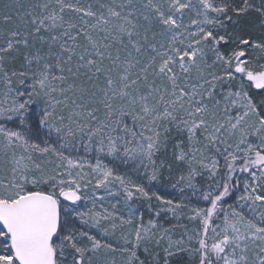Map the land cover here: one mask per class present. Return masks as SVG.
<instances>
[{
  "label": "snow or ice",
  "instance_id": "snow-or-ice-1",
  "mask_svg": "<svg viewBox=\"0 0 264 264\" xmlns=\"http://www.w3.org/2000/svg\"><path fill=\"white\" fill-rule=\"evenodd\" d=\"M0 264H264V0H0Z\"/></svg>",
  "mask_w": 264,
  "mask_h": 264
}]
</instances>
